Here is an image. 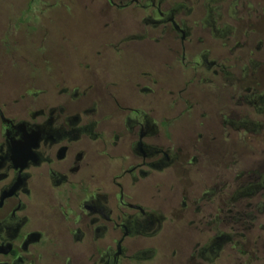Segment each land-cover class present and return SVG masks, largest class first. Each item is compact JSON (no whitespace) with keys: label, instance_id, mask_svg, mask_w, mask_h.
<instances>
[{"label":"flooded vegetation","instance_id":"1","mask_svg":"<svg viewBox=\"0 0 264 264\" xmlns=\"http://www.w3.org/2000/svg\"><path fill=\"white\" fill-rule=\"evenodd\" d=\"M0 3V264H264V0ZM77 6L74 71L17 59Z\"/></svg>","mask_w":264,"mask_h":264},{"label":"rangeland","instance_id":"2","mask_svg":"<svg viewBox=\"0 0 264 264\" xmlns=\"http://www.w3.org/2000/svg\"><path fill=\"white\" fill-rule=\"evenodd\" d=\"M9 6L0 3V27L3 24V17L9 12ZM59 9L52 12L54 22L48 25L49 37L46 39L45 47L40 52L23 43L16 50L17 59L25 57L33 60L37 55L47 57L53 62L48 73H70L74 71L76 58L89 53L92 45L100 39V32L97 28V20L90 11L75 7L72 14L66 18L53 15L59 13ZM130 56L136 61L149 60L151 57H160L161 53L151 47L138 49ZM3 61L0 54V62ZM26 69L20 64L11 69L0 67V74L4 80L5 87H17L20 85Z\"/></svg>","mask_w":264,"mask_h":264}]
</instances>
